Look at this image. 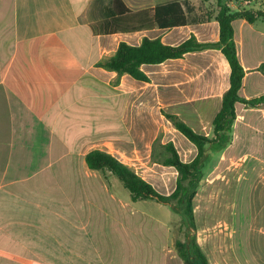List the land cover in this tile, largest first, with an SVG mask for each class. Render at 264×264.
Segmentation results:
<instances>
[{
  "label": "crops",
  "instance_id": "obj_1",
  "mask_svg": "<svg viewBox=\"0 0 264 264\" xmlns=\"http://www.w3.org/2000/svg\"><path fill=\"white\" fill-rule=\"evenodd\" d=\"M167 1L124 0L131 14L119 23L111 0H0V264H94L65 252L69 235H101L99 226L89 231L88 225L109 219L118 205L128 218L131 210L110 189L114 175L89 169L86 155L98 149L115 156L118 145L150 143V97L161 108L206 101L220 110L231 73L220 50L145 65L149 83L98 66L121 42L139 46L144 38H161L177 46L191 35L219 41L218 22L205 16L216 14L215 0H181L186 26H150L154 8ZM256 22H233L246 71L240 96L247 100L264 94V58L245 50L248 32L255 48L264 49V23L256 31ZM236 112L235 126L264 129L263 120L246 118L260 117L264 106L237 103ZM36 235H60L61 257ZM165 237L163 264H176L179 256L166 254Z\"/></svg>",
  "mask_w": 264,
  "mask_h": 264
},
{
  "label": "rangeland",
  "instance_id": "obj_2",
  "mask_svg": "<svg viewBox=\"0 0 264 264\" xmlns=\"http://www.w3.org/2000/svg\"><path fill=\"white\" fill-rule=\"evenodd\" d=\"M188 1L190 3L196 0ZM226 1L234 10L264 12V0ZM198 3L196 2V7ZM259 21L264 23V19H258L254 26L256 31L263 29ZM253 34L259 36L257 32ZM255 46L253 37L248 32L245 50L264 58V49L257 50ZM198 103L177 104L175 107L166 105L161 108L159 102L150 97L146 134L150 136L151 142L135 143L127 148L120 145L113 148L115 156L162 195H170L175 190L178 176L174 168L160 164L167 155L163 146L172 142L182 161L187 163L197 154L195 146L172 126L162 112L176 115L179 113L183 119L178 116L197 132L212 136V121L218 112L219 104L206 101ZM246 118L251 122L264 121V114L261 113L260 117L252 113L249 116L246 114ZM262 130L252 127L243 129L240 125H234L235 141L232 146L221 154L208 152L211 161L194 199V229L167 205L154 200L132 202L129 190L114 176L110 189L130 206L128 210H131V215L128 214L129 218L127 215L123 216L118 205V212L112 214L109 219L88 225L89 231H95L99 226L101 235H69V248L66 243L65 252L70 254L72 259L94 264H163V235H166V254L171 255L177 254V240L184 241L187 237L195 236L209 264H264ZM33 239L53 247L54 254L61 257L63 248L60 235H36ZM35 259L42 262L45 258ZM176 262L183 264L179 257Z\"/></svg>",
  "mask_w": 264,
  "mask_h": 264
},
{
  "label": "trees",
  "instance_id": "obj_3",
  "mask_svg": "<svg viewBox=\"0 0 264 264\" xmlns=\"http://www.w3.org/2000/svg\"><path fill=\"white\" fill-rule=\"evenodd\" d=\"M209 2L210 0H202ZM113 14L118 22H123L131 10L126 7L124 0H111ZM216 14L207 13V20H215L220 27L218 42L201 43L191 35L186 41L177 46L163 43L161 38H144L139 46H132L121 42L116 53L102 60L98 66L108 71L116 72L119 77L129 75L134 80L149 83L150 78L143 71L145 65H159L168 60L181 59L191 52L205 50H220L230 66V88L223 95L222 105L212 121V136L196 132L176 114L162 112L172 126L180 132L197 149V155L191 162H184L172 142L164 145L167 155L160 161L166 167L176 170L178 176L175 190L170 195L160 194L150 183L145 181L131 168L120 162L111 154L103 150H93L86 155L87 167L102 173L111 172L131 193L133 202L154 200L167 205L171 210L180 214L184 222L193 229L196 227L194 213V199L212 154H221L233 142V130L237 120L236 104L241 103L248 108L264 106V94L244 99L240 90L246 74L239 57L234 38L233 22L237 19L247 20L254 24L258 19H264L263 11L234 10L226 0H215ZM150 26L159 29H172L188 25V17L181 0H168L154 8ZM175 250L183 264H209V261L197 242L196 237L177 240Z\"/></svg>",
  "mask_w": 264,
  "mask_h": 264
},
{
  "label": "built area",
  "instance_id": "obj_4",
  "mask_svg": "<svg viewBox=\"0 0 264 264\" xmlns=\"http://www.w3.org/2000/svg\"><path fill=\"white\" fill-rule=\"evenodd\" d=\"M229 5V4H228ZM230 6V5H229ZM231 7V6H230ZM113 156V155H112ZM121 156V155H120ZM115 157V156H114ZM116 159H118L120 162H122L118 157H115ZM123 164H125L124 162H122ZM126 165V164H125ZM127 166V165H126Z\"/></svg>",
  "mask_w": 264,
  "mask_h": 264
}]
</instances>
